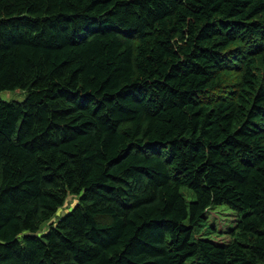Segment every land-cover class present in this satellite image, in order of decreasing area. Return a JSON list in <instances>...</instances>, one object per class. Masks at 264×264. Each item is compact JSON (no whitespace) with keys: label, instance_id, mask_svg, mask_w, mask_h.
I'll use <instances>...</instances> for the list:
<instances>
[{"label":"trees","instance_id":"1","mask_svg":"<svg viewBox=\"0 0 264 264\" xmlns=\"http://www.w3.org/2000/svg\"><path fill=\"white\" fill-rule=\"evenodd\" d=\"M18 90L0 264H264V0H0ZM219 206L226 244L199 238Z\"/></svg>","mask_w":264,"mask_h":264},{"label":"rangeland","instance_id":"2","mask_svg":"<svg viewBox=\"0 0 264 264\" xmlns=\"http://www.w3.org/2000/svg\"><path fill=\"white\" fill-rule=\"evenodd\" d=\"M25 96V92L21 90L0 92V99L3 101L23 102ZM182 192L185 194L188 202L194 200V195L189 190L183 188ZM77 202V198L69 197L64 207L59 210L57 218L70 212ZM236 221L237 214L224 206L216 207L214 210L211 209L206 215L205 228L203 229L207 234L206 236H199V238L210 239L218 244H226L231 241L230 231L236 226Z\"/></svg>","mask_w":264,"mask_h":264}]
</instances>
